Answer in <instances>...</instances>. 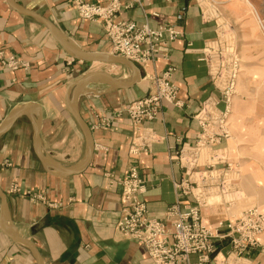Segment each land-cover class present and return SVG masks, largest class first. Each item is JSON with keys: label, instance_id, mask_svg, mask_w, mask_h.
Listing matches in <instances>:
<instances>
[{"label": "crops", "instance_id": "1", "mask_svg": "<svg viewBox=\"0 0 264 264\" xmlns=\"http://www.w3.org/2000/svg\"><path fill=\"white\" fill-rule=\"evenodd\" d=\"M77 1L108 2L0 0V53L18 64L13 69L0 64V127L22 105H37L41 123L36 148L55 164L43 165L35 155L36 107H30L0 134V190L5 196L0 264H37L32 250L7 233L29 241L41 264H152L141 245L114 230L121 208L119 180L135 165L143 180L141 198L148 212L164 218L166 209L176 201L173 183L186 177L185 169L172 156L183 144L195 143L198 127L193 117L201 103L218 98L207 67L198 60L199 53L217 36V17L230 28L237 26L238 33L242 32L241 22L249 18L242 0H118V21L146 23L151 28L169 23L181 35L162 49L154 63L138 66L141 79L132 87L117 89L96 81L86 86L77 110L90 130L93 153L85 169L67 174L63 168L74 169L87 157L84 137L69 110V95L77 81L102 71L92 69V64L107 63L73 58L41 22L13 10L10 4L40 15L79 49L108 53L110 46L100 21L81 19ZM248 2L254 10L264 12L261 0ZM180 12L182 19L176 22ZM169 67L175 68L172 80L182 106L161 104L156 119L144 126L159 142L130 160L128 150L137 133L126 117L115 114L146 95L148 76ZM131 78L128 74L124 80H116L128 83ZM231 113L229 137L218 152L232 168L234 163L240 168L239 178L230 183L239 186L242 195L235 201L222 197L220 202H211L215 196L204 193L201 217L208 224L230 219L252 205L264 207L262 167L251 158L264 154V100L242 99L231 107ZM240 153L243 157L236 160L234 156ZM33 196L40 199L33 200ZM190 262L195 264L196 258L190 257ZM241 262L264 264V251L254 250Z\"/></svg>", "mask_w": 264, "mask_h": 264}, {"label": "built area", "instance_id": "2", "mask_svg": "<svg viewBox=\"0 0 264 264\" xmlns=\"http://www.w3.org/2000/svg\"><path fill=\"white\" fill-rule=\"evenodd\" d=\"M118 0H108L105 5L83 3L77 1V10L81 19L100 21L104 36L110 46V53L125 58L138 66L154 63L162 49H167L180 33L169 23H161L155 28L146 23L136 24L132 21H118ZM182 14L175 16V21H181ZM224 36V35H222ZM206 46L199 55V61L205 62L208 77L218 92V98H207L193 119L198 131L193 145L183 144L172 156L186 172V177L173 183L176 201L170 205L163 219L152 217L145 201L141 198L143 180L135 165H131L119 180L120 217L114 230L125 240L141 245L152 264H191L190 257L196 258L195 264H215L214 260L221 248L220 243L235 234H244L246 224L259 213L255 210H245L233 222H217L207 224L201 217L204 201L197 191L223 193L226 181L232 170V164L226 163L222 169L215 163H206L205 170L200 168V156L204 152L220 160L219 149L229 137L228 126L231 113L229 95L233 87L232 54L228 38L220 39ZM0 63L7 68H15L17 62L5 58L0 53ZM174 67L167 68L162 73L148 76L150 86L144 97L136 99L116 117L125 116L136 136L132 140L128 155L132 159L142 152H147L159 142L157 135L145 128V124L156 119L161 104L167 102L174 107H181L177 99V87L172 81ZM222 105V108L219 105ZM223 156V155H222ZM135 159V160H136ZM201 169V170H199ZM231 188H234L230 183ZM211 195V194H210ZM34 199H40L34 197ZM254 225V224H253ZM254 232L259 230L254 225ZM234 250H241L233 248ZM234 253V252H233Z\"/></svg>", "mask_w": 264, "mask_h": 264}, {"label": "rangeland", "instance_id": "3", "mask_svg": "<svg viewBox=\"0 0 264 264\" xmlns=\"http://www.w3.org/2000/svg\"><path fill=\"white\" fill-rule=\"evenodd\" d=\"M242 1L246 5L247 10L249 9L248 20L241 22V24L243 25L242 32L240 31V33H238V29H236L237 26H234V28H230L229 26H226V22L220 20V18L218 17L217 19L219 20L217 21L216 24L217 36H220V39H225V41H227L226 40L227 37L229 42H232L230 43L229 46L230 52L232 54L231 74L233 75V87H232V92L229 95L231 106H233L235 103H237L242 99H247L250 101L259 100V99L264 100V12L259 13L258 10L256 9L254 10L252 7H250L252 5H250L248 0H242ZM261 3H262V7L264 8V0H261ZM230 25H232L233 27V24ZM217 36L215 37V39L217 38ZM237 36H239L238 40L236 38ZM215 39L214 41H216ZM210 43L206 44L204 48L208 46ZM108 53L111 54L110 51ZM132 63L138 68L137 64H135L134 62ZM202 63H204V65L206 66L205 62ZM92 65H94L92 69L94 68H97L99 70L101 69L102 71L99 73L109 75L115 79L124 80L126 75L128 74L132 75L130 69L120 65H114L110 63L100 64V65L92 64ZM4 68L8 69L7 67ZM149 86H150V82H149ZM129 104L130 103H128V105ZM231 114L232 113H230V115ZM229 123H230V119H229ZM243 155L244 154L240 153L234 157L236 160H239L243 157ZM207 157H211V158H209L208 160ZM251 158L255 163L259 164L262 167V172L260 174L261 177L264 178V154L262 155L252 154ZM135 159H132V157L130 156V160H135ZM225 160L226 158L225 156H222V154L220 155V160H218L216 158L212 159L210 153L204 152L203 155L200 156V163L202 164L201 169L202 171L205 170V166L207 165L206 163H215L217 164L216 167L222 169L223 167H225V165L222 164V162H224ZM234 164L235 166L233 165V168L229 173L228 178L226 177L227 183L230 182L231 180L236 181L237 177L239 178L238 171L240 170V168L238 169L237 164L236 163ZM228 185L230 186V183H228ZM229 186L224 187L223 193H220L218 191L217 192L211 191V193H208L206 191H197V195H201L203 197H205V195H207L208 197L215 196L214 198H210L211 202L212 201L220 202L222 197L225 201H227L229 198H232L234 201L239 200V198L242 195V193H240L239 191L240 189L239 186L235 185L234 188H231ZM231 193L232 195H230ZM34 197L35 196H33L32 199L36 200L34 199ZM248 209L255 210L257 213H259L260 216H258L257 214V217L254 216L248 221V223L244 227L246 228L244 234H240L239 236H235V234H233L230 237L225 238L220 243L219 247L221 248V250L219 251L218 255L214 260L215 264H240V263L242 264L241 261L243 256H248L249 254L253 253L254 250L257 249L259 250L261 249L262 251H264V207L262 206L257 207L252 205L250 207L245 208L236 216L230 217V219H223L219 221L233 222L237 220L245 210ZM217 222L209 225L213 226L217 224ZM253 224L258 226L259 230L257 232H254L255 229ZM233 248H239L241 250L240 251L234 250Z\"/></svg>", "mask_w": 264, "mask_h": 264}, {"label": "water", "instance_id": "4", "mask_svg": "<svg viewBox=\"0 0 264 264\" xmlns=\"http://www.w3.org/2000/svg\"><path fill=\"white\" fill-rule=\"evenodd\" d=\"M10 7L15 11H18L20 13L34 17L39 22H41L48 29V31L50 32L53 39L59 45H61L62 48L73 58L78 59L80 61H86V62H104V63H110V64H114V65H120V66L127 67L132 72V78L128 83H121L109 75L102 74L99 72H93V73H89L88 75L84 76L82 79H80L79 81H77L74 84L75 87L71 91V93L69 95V99H68L69 100V110H70L72 116L74 117V119H75V121H76V123H77L83 137H84V140H85V143L87 146V157H86L85 161L81 165H79L78 167H76L74 169L63 168V170L67 174L80 173L89 164L90 159L92 157V153H93V143H92L90 130H89L88 126L86 125V123L84 122V120L81 118V116L77 110V102H78V98H79L80 94L86 88V86L88 84H90L91 82H95V81L113 86L117 89H128V88L132 87L134 84L139 82V80L141 78L140 71L132 62H130L124 58L117 57V56L111 55L109 53H94V52L83 51V50L79 49L78 47L74 46L69 41H67L56 30V28L50 22H48L46 19H44L40 15H37L36 13H33L31 11H28L26 9H23V8L18 7L16 5H13V4H10ZM32 106L36 107V109H37V118H36V124H35V129H34V134H33V140H32L33 145H34L35 155L37 156V158L41 164L47 165V166H52V165L55 166V164H53L48 158L41 155L36 148L38 133H39V129H40V123H41V112H40V108L37 105H33V104L22 105L19 109H17L15 111L14 114H12L10 119L4 125H2L0 127V134L2 132L6 131L10 127V125L18 117L25 114L29 110V108ZM4 208H5V196L2 193V191L0 190V218H1V222L3 221V218H4ZM7 234L9 235V237L13 241L20 242V243L28 246L32 250V252L34 253L37 264H41L40 257L38 255L36 249L34 248V246L29 241L24 240L21 237H18L17 235H11L9 233H7Z\"/></svg>", "mask_w": 264, "mask_h": 264}, {"label": "bare ground", "instance_id": "5", "mask_svg": "<svg viewBox=\"0 0 264 264\" xmlns=\"http://www.w3.org/2000/svg\"><path fill=\"white\" fill-rule=\"evenodd\" d=\"M251 5V4H250Z\"/></svg>", "mask_w": 264, "mask_h": 264}]
</instances>
